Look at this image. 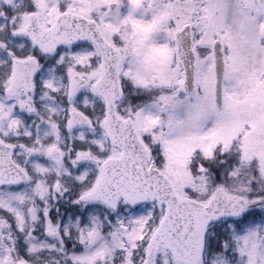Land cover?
<instances>
[{"label":"snow or ice","instance_id":"6c2138e0","mask_svg":"<svg viewBox=\"0 0 264 264\" xmlns=\"http://www.w3.org/2000/svg\"><path fill=\"white\" fill-rule=\"evenodd\" d=\"M0 264H264V0H0Z\"/></svg>","mask_w":264,"mask_h":264}]
</instances>
